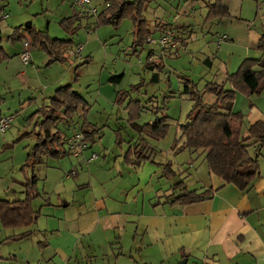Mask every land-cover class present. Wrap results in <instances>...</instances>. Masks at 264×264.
Returning a JSON list of instances; mask_svg holds the SVG:
<instances>
[{"label": "rangeland", "instance_id": "1", "mask_svg": "<svg viewBox=\"0 0 264 264\" xmlns=\"http://www.w3.org/2000/svg\"><path fill=\"white\" fill-rule=\"evenodd\" d=\"M207 1L209 0L151 2L143 14L148 21L146 27L152 30V33L146 37L144 44L135 46L133 21L129 16L123 17L117 25L112 23L96 25V15L80 16L79 20L73 24L79 27L69 35L70 33L66 32L60 21L75 13L76 8L71 5V0H0V110L4 114L13 116L8 128L0 132V199H23L27 182L31 180L32 175L37 177L33 189L39 193L34 199V208L37 209L42 200L48 199L49 194L55 196L53 194L55 178L51 179L50 168L45 162L37 165L26 164L27 153L33 144L32 130L36 120L35 117L33 119L29 117L43 102L48 101L47 98L57 87L67 83H71L74 90L88 103L87 120L98 126L105 125L103 129L106 135L103 136L102 142L94 143L93 149L97 150L99 156L104 150L108 151V158L112 159L117 150L112 149L113 142H110V134L114 136L115 129L123 132L125 128H130L127 126L126 111L114 103L117 91L129 90L133 85L142 82L141 86L132 92V98L140 100L141 105L146 108L137 119L138 123L152 121L155 118L154 109L159 111V107H163L164 98L175 96L170 98V103L166 104L168 106L166 113L172 117L168 132L159 139L147 138L152 149L157 150L158 159L164 157L169 160L167 152L172 148L174 138L181 135L177 125L186 121L185 114L192 104L188 95L181 94L186 79L192 80L198 89H202L207 81H212L213 76L221 68V64L227 63L234 67L238 55L244 53L247 43L245 28H253L255 24H258L260 28L264 27V5L257 9V2L261 5L264 0L242 2L243 15H246L243 17L249 21L244 23L239 18L241 16H238L241 0H231L235 13L228 17L209 20L205 19ZM222 1L228 5L230 0ZM184 11H187L188 15H185ZM174 16H176V24L172 21ZM29 22L36 30L46 31L51 37L71 38L72 42L63 46L66 54L81 46L80 52L77 56L71 55L66 63L48 64L49 55L40 45L32 44L29 30L24 27ZM167 23L175 24L176 29L181 30V37L172 40L161 49L150 41L158 37V32L162 27L165 28ZM17 27L20 29H15ZM184 27L191 32L189 39ZM19 32L23 34L17 38ZM186 39L188 43L183 46L182 41ZM25 41L29 43L31 55L28 64H23L20 58ZM232 43L235 44L230 45ZM150 51L153 52L152 58L163 57L168 79L165 71L162 70L158 72L157 82L151 80L153 72L145 68ZM260 55L261 52H257V57ZM204 57L212 58L213 66L210 69L203 64ZM237 67L236 65L234 70ZM119 74H122L120 82H108L111 75ZM205 99L209 102L212 96L206 95ZM82 114L83 107L80 106L72 115L70 125H81ZM182 141L181 139L178 145L182 144ZM187 152L189 153L188 150ZM178 154L180 155L178 160L183 164L187 154L182 152ZM178 154L175 153V156ZM202 156L203 154L194 153L191 157L201 160ZM49 159L51 158H45V161ZM103 160L102 156L97 162L102 163ZM107 162L105 167L112 165L109 159ZM156 163L155 161L154 165H157ZM141 164L133 167V171H123V175H127L128 180L136 179L139 182ZM157 177L158 175L152 176L144 185L140 193L143 194L138 196L139 203L144 194L147 202L157 201L162 195L161 191L167 189V185H164L160 193L155 195V191L160 186ZM137 206L140 208V205ZM133 208H135L134 205ZM45 221V218H41L36 221L35 226L31 227L35 230L32 229L31 236L23 238L21 245L23 254L12 261V264H57L45 258L47 251L44 245L50 234L45 232ZM1 232H4V229H0ZM10 232L18 233L19 231L14 229ZM42 243L43 246H41ZM7 244L10 243H3L2 246L5 251H10L13 247ZM143 248L144 246H141V249ZM141 249L133 247L130 256L126 255L125 250L124 255L118 260H115V256H110L103 261H95L94 258L90 261L87 258L85 264H149L140 256ZM7 258L4 261L0 260V264H11L9 260L13 259H9V256Z\"/></svg>", "mask_w": 264, "mask_h": 264}, {"label": "crops", "instance_id": "2", "mask_svg": "<svg viewBox=\"0 0 264 264\" xmlns=\"http://www.w3.org/2000/svg\"><path fill=\"white\" fill-rule=\"evenodd\" d=\"M243 1L238 16L244 23L249 21L243 17L246 16L243 15ZM257 4L259 10L264 2ZM71 5H74V0H71ZM228 8L229 16L236 12L231 0ZM184 14L188 15V12L184 11ZM245 29L247 43L244 53L238 55L234 67L227 63L221 64L212 81L224 83L226 75L235 72V66L239 67L244 58H258L257 42L264 27L255 24L253 28ZM18 34L21 36L23 32ZM32 44L36 45L33 41ZM209 59L212 67V58ZM232 109L244 116L241 132L254 122H264V89L259 94L249 96L237 93ZM78 126L73 124V128H60L63 133L73 135L79 131ZM123 132L126 139L136 136L131 128H125ZM105 135L103 130L102 136L96 141L102 142ZM110 137L112 149L117 150L113 159L108 158L109 152L106 151V154L105 150L99 156L97 150L93 149L94 143H89V148L77 156L44 161L50 168L51 179L55 178V196L49 194L48 199L42 200L37 209L33 206V200L32 207L40 214L37 221L45 218V232L50 233L44 245L47 261L85 264L87 258L90 261L92 258L103 261L110 256L118 260L125 250L126 255L130 256L133 247L141 249L144 246L140 256L149 264H264V146L250 147L251 153L259 155V175L243 191L233 185L221 186V181L210 174L204 155L199 160L191 157L194 153L185 150L182 153L187 154L186 161L182 164L178 160L180 155L175 156L173 149H169L167 156L175 167L184 170L183 175L187 176L185 184L189 189L218 188L208 200L176 205L166 202L171 194L168 186L170 182L161 175V166L169 160L164 157L158 159L157 153L152 154V159L141 164V180H128L123 171H133L134 168L123 160L127 144L117 145L113 134ZM93 153L98 157L90 161ZM102 156V163L97 162ZM107 159L112 164L109 167H105ZM155 161L157 165H154ZM157 175L160 186L155 195L160 193L164 185H167V189L161 191L162 195L157 201L147 202L144 194L139 203L138 196L143 194L140 193L144 185ZM36 224L10 228L0 224V229H4L0 233V260L4 261L9 256V259H13L9 260L11 263L21 256L23 238L32 235L35 229L31 227ZM14 229L19 232H10ZM26 230H31L30 235L19 237ZM3 243H10L7 245L13 248L5 251Z\"/></svg>", "mask_w": 264, "mask_h": 264}, {"label": "trees", "instance_id": "3", "mask_svg": "<svg viewBox=\"0 0 264 264\" xmlns=\"http://www.w3.org/2000/svg\"><path fill=\"white\" fill-rule=\"evenodd\" d=\"M92 1L94 6L100 8V12L95 16L96 25L104 23L117 25L125 16L132 19L135 46L144 44L146 37L152 33V30L146 27L148 21L143 12L155 0H108V5H106L107 0ZM205 6L206 20L229 16L228 5L222 0H209ZM79 17L75 11L71 17L60 21L66 32L70 33L69 35L79 27V25L73 26ZM172 21L176 22V16ZM173 23H167L165 28L160 25L162 29L158 34L170 27L174 30L173 41L179 39L181 30L176 29V23ZM186 27L184 29L189 39L191 32ZM27 28L34 44H40L48 53V64L65 63L69 60L74 50L70 51L71 54H66L63 46L70 44L71 38L51 37L46 31L36 30L32 25ZM15 29L18 30L20 27ZM19 37L21 36L17 38ZM188 39L182 41L183 46L188 43ZM257 49L261 52V56L244 58L235 72L226 75L224 83L207 81L202 89H198L192 80L186 79L181 94L188 95L192 104L185 114L186 121L177 125L181 135L174 138L172 142V149L176 154L185 150L190 153L203 154L210 174L221 181V186L233 185L241 191L248 189L259 175V155L251 153L250 147L252 145H256V148L264 146V122H254L244 132H241L244 116L240 111H234L232 104L237 93L249 96L259 94L264 89V31L258 39ZM77 53L72 55L76 56ZM152 53L149 52L145 68L153 72L151 80L157 82L158 72L165 71V65L162 56L152 58ZM209 58L206 57L203 60L206 67H211ZM165 73L168 75L166 71ZM168 77L169 75L167 79ZM121 78L122 74L111 75L108 82L118 83ZM141 84L142 82L133 85L129 90L117 91L114 100V103L126 111L127 126L136 134L135 137L130 136V139H126L120 129H115L114 142L120 146L123 143L127 144L123 152V160L134 168L152 159L150 155L157 153V150L152 149L147 138L159 139L166 135L171 126L169 122L171 118L166 113L168 107L166 104L170 98L175 97L166 96L164 98L163 107H159V111L154 109L155 118L152 121L138 123L137 119L146 108L141 105L140 100L132 98V92ZM206 95H211L212 100L207 102ZM47 99L48 101L43 102L29 117V119L35 117L36 120L32 130L33 144L27 153L26 164L37 165L43 163L45 158L61 159L72 155L68 146V140L72 135L63 133L60 127L66 125L68 129L73 128V124L70 125V119L80 106L83 107V120L78 126L79 131L76 132L83 134L88 148L89 143H95L96 138L100 139L103 134L105 125L98 126L87 120L86 112L89 105L82 95L74 90L71 83L57 87ZM181 139L183 143L178 145ZM183 173L184 170L175 167L171 160L162 165L161 175L169 180L171 189L167 203L184 205L205 201L210 199L218 189L216 187L189 189L185 184L186 176ZM36 178L32 175L31 180L27 182L23 199H0V224L3 227L30 226L36 223L40 216L39 212L32 207V201L39 195L38 191L33 189ZM30 233L31 230H26L19 237L28 236Z\"/></svg>", "mask_w": 264, "mask_h": 264}, {"label": "built area", "instance_id": "4", "mask_svg": "<svg viewBox=\"0 0 264 264\" xmlns=\"http://www.w3.org/2000/svg\"><path fill=\"white\" fill-rule=\"evenodd\" d=\"M109 4L107 0L106 5ZM74 6L79 16H90L97 15L100 12V8L93 5L92 0H74ZM174 30L172 28H167L162 31L156 39H152L150 42L156 44L161 49H163L166 44L173 40ZM29 43L27 41L24 42V48L20 54V58L23 64H28L31 60V55L28 48ZM81 46L72 51V54L75 55L77 52H80ZM76 52V53H75ZM13 116L11 114H4L0 110V132H4L10 122L12 121ZM69 150L72 155L77 156L81 151H84L88 148V143L85 141V138L81 132H76L73 134L68 140ZM97 157L95 153H93L90 157V160H93Z\"/></svg>", "mask_w": 264, "mask_h": 264}, {"label": "water", "instance_id": "5", "mask_svg": "<svg viewBox=\"0 0 264 264\" xmlns=\"http://www.w3.org/2000/svg\"><path fill=\"white\" fill-rule=\"evenodd\" d=\"M31 26V24H30V22L29 23H26L25 25H24V27H30ZM182 264H184V262H182Z\"/></svg>", "mask_w": 264, "mask_h": 264}]
</instances>
